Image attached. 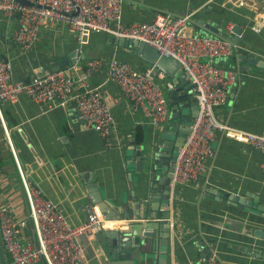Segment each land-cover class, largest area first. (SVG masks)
<instances>
[{
	"label": "crops",
	"instance_id": "0c3cea01",
	"mask_svg": "<svg viewBox=\"0 0 264 264\" xmlns=\"http://www.w3.org/2000/svg\"><path fill=\"white\" fill-rule=\"evenodd\" d=\"M239 1L124 0L121 16L123 22L131 23L149 22L159 12L172 16L190 14L194 23L189 26V31L202 35L215 34L197 25L198 18L224 31L233 23H243L246 38L259 51L258 54L249 53L247 58L254 56L264 62V0H243V4L238 5ZM8 20H0V55L10 62L13 79L26 80L50 61L72 51H76V64L87 59H81V54L90 52L103 60L115 56L137 68L144 66L129 48L112 43V37L106 34L94 33L87 45L79 46L75 36L61 28L49 29L47 25L42 26L35 47L23 50L6 36ZM214 62L232 69L237 76L228 88L226 103L214 110L217 119L264 135V68L251 67L245 73L242 66L248 65L237 58L236 52ZM105 78L101 70L92 73L88 81L93 86H100L103 101L114 117L112 147H104L98 134L84 126L73 103L48 109L22 94L15 102L0 105L7 136L23 174L28 182L38 187L44 198L57 204L58 210L72 225L85 219L84 205L91 202L86 188L91 174L103 198L115 205L126 201L130 210L137 208L138 203L132 194L142 198L141 190L145 185H138L139 175L134 170L131 148L141 143L145 136L153 137L170 123L167 114L163 126L155 130L149 118L139 110H131L118 87ZM166 81L165 77L161 82L163 89ZM170 131L173 132L170 136L172 142L177 134L174 127H170ZM212 148L214 154L208 161L206 175L195 184L175 185L171 189L173 215L169 221L173 230L171 227L168 239L166 230L155 227L148 233L145 248L138 258L114 260L106 242L118 224L128 222L108 219L97 234L78 238L85 264H195L201 260L204 246L214 250L225 264H264L263 258L253 255H264V239L224 226L228 218L244 216L242 221L245 223L264 229V153L221 134L215 136ZM218 192L238 195L260 209L255 213L253 209L240 210L224 197L217 200ZM1 204L9 206L14 216L27 215L19 173L0 126ZM161 204L160 198L153 201L152 212L159 211ZM143 218L141 216L132 223H144ZM154 220L158 222V219ZM24 236L32 238L29 225L24 229ZM137 254L138 251L135 257Z\"/></svg>",
	"mask_w": 264,
	"mask_h": 264
},
{
	"label": "built area",
	"instance_id": "2783aa9c",
	"mask_svg": "<svg viewBox=\"0 0 264 264\" xmlns=\"http://www.w3.org/2000/svg\"><path fill=\"white\" fill-rule=\"evenodd\" d=\"M0 0V20L13 15L11 42L23 50H31L40 39L42 26L64 29L75 36L79 46L88 44L91 35L103 33L115 41L120 38L146 43L160 56L176 59L181 70L194 85V98L198 111L189 132L178 148L171 170L170 185H191L206 175L208 161L214 152L212 141L217 134L249 144L264 153V135L247 131L219 121L215 108L223 106L228 88L234 82L235 72L217 65L214 60L230 57L237 45L219 35L196 34L189 31L194 23L190 14L172 16L159 12L149 22L122 21L124 0ZM243 0L238 2L242 5ZM258 29L257 27H253ZM82 69V72L79 70ZM103 71L106 80L121 91L131 110H139L156 130L167 118V99L161 83L165 74L154 64L137 68L133 64L112 56L108 60L91 57L81 64H70L49 72L45 76L13 79L12 67L0 55V105L15 102L22 94L50 109L73 103L84 126L93 129L104 147L114 146L111 137L114 117L103 101L100 86L89 83V76ZM81 89V91H79ZM0 126L17 167L27 215L11 214L9 206L0 205V240L11 264H85L78 238L97 234L105 221L92 202L84 205L85 219L72 225L58 210L57 204L44 198L38 187L28 182L22 172L0 108ZM264 170V163L262 164ZM137 219L129 217L125 222ZM31 221L34 239L24 236ZM195 264H225L211 250L204 260Z\"/></svg>",
	"mask_w": 264,
	"mask_h": 264
},
{
	"label": "water",
	"instance_id": "95a60500",
	"mask_svg": "<svg viewBox=\"0 0 264 264\" xmlns=\"http://www.w3.org/2000/svg\"><path fill=\"white\" fill-rule=\"evenodd\" d=\"M19 2L24 5H30L26 0H19ZM13 18V15L9 16L6 32L7 37L11 34ZM196 24L215 35H219L235 43L237 45V58L243 63L246 62L248 65V67L242 66V70H245V73H248L251 67L264 68V62L259 61L256 57L253 56L247 58L249 53L258 54L259 51L246 38V34L243 32L246 29L245 24L233 23L232 27L227 31L214 27L203 18L196 19ZM111 42H116L119 46L129 48L132 55L138 57L143 65L154 64L155 68L162 71L167 78L164 91L167 99L168 119L170 123L166 125L163 130L157 132L153 137H149V135L148 137L145 136L141 143L131 148L134 153V170L139 175L138 185H145V188L141 190L143 195L142 198H138V196L132 194L134 200L138 203L137 208L130 210L126 201H123L122 205H115L103 198L96 187L93 174H91V178L88 180L86 186L91 202L97 206L100 213L104 214L106 219L122 221L133 215V218L137 220L141 216L144 217V223L131 222L122 225L118 224L111 232L106 242V247L109 248L111 257L114 260L117 258L134 259L138 258L139 253L144 250V241L147 240L149 237L148 233L153 228L159 227L160 229L166 230V238L168 239L170 237L172 225L169 218H172L173 215L172 187L170 185L172 165L175 154L185 140L190 125L197 114L198 104L196 100H193L195 95L194 85L181 70L180 64L176 59L160 56L152 47L137 40L120 38L115 41L112 38ZM86 56V54H81L80 58L85 59ZM76 61V51H72L66 56L50 61L46 67L39 68L35 73V76H45L49 72L57 70L63 66L74 64ZM235 78H237V76H235ZM189 98L191 101L188 100ZM187 109L189 110L187 111ZM170 127H174L175 134H177L175 140L172 142L170 136L173 132L170 131ZM156 193H159V195ZM147 195L148 197H144ZM218 196L217 200H219L220 197H224L229 203H235L236 208L240 210L247 209L248 211H251V209H253V212L255 213L256 210L260 209V206L254 205L247 200H243V198L238 195L218 192ZM158 198L162 199L161 208L157 212H152L153 209L151 208V205H153V201ZM162 205L164 207H162ZM139 212H141V214ZM262 213L264 214V211ZM243 217L244 216H233L228 218L225 221L224 226L227 229L238 233H243L258 239H264V229L245 223L242 221ZM154 219H158V222H155ZM28 225L30 228L32 227L31 221L28 222ZM31 237L33 240V232H31ZM136 251H138V254L135 257ZM210 251L211 249L209 247L204 246L201 260H204ZM253 255L264 259V255L261 253H253ZM0 264H8L1 240Z\"/></svg>",
	"mask_w": 264,
	"mask_h": 264
},
{
	"label": "trees",
	"instance_id": "16d2710c",
	"mask_svg": "<svg viewBox=\"0 0 264 264\" xmlns=\"http://www.w3.org/2000/svg\"><path fill=\"white\" fill-rule=\"evenodd\" d=\"M87 55H88V56H86V58H91V57H94V56H95V54L90 53V52H89V54H87ZM26 228H27V226H26ZM6 258H7V262H8V264H11V263H10L9 255L6 254Z\"/></svg>",
	"mask_w": 264,
	"mask_h": 264
}]
</instances>
